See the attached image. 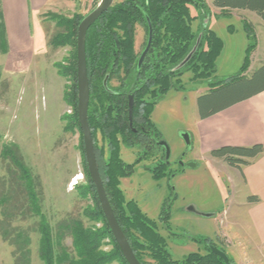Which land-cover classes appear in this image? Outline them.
Segmentation results:
<instances>
[{"label":"trees","instance_id":"1","mask_svg":"<svg viewBox=\"0 0 264 264\" xmlns=\"http://www.w3.org/2000/svg\"><path fill=\"white\" fill-rule=\"evenodd\" d=\"M212 6L221 11L254 13L264 24V0H213ZM190 9L196 13L195 17L191 16ZM49 17L63 32L51 37L48 45L53 49H72L69 58L65 60L66 64L56 63L54 67L57 74L70 84L64 99L74 114L68 121L80 130L77 119L76 40L78 26L85 17ZM209 19L210 11L203 0H122L103 14L86 36V66L90 89L88 124L93 141L95 131H100L108 150V161L102 168L94 142L99 173L117 223L140 264H144L141 249L149 254L155 264H224L209 250V246L214 245L207 244V241L205 255L193 253L181 261H174L165 239L157 234L154 223L147 220L134 203L123 205L118 190V180L132 174V166L124 165L119 159L120 144L129 148L139 147L141 158L136 163L148 157L152 149L160 150L161 158L151 169V176L156 182L167 177L169 164L164 150L157 146V142L163 139L151 122V114L168 92L185 90L181 84L184 74L190 73V82L196 86L201 81L208 86V91L196 99L200 121L264 91V66L257 67L248 75V55L256 45L253 26L243 22L248 45L238 73L219 80L215 77L216 60L223 44L208 29ZM196 20L203 21L205 27L193 33L191 26ZM147 21L152 27V44L141 67H138L146 42L142 51L136 54L135 26L138 24L144 27L147 41ZM0 53H8L1 5ZM113 80L119 82L118 87L110 86ZM130 96L134 102L131 126L128 118ZM263 153L261 146L222 147L211 151L209 155L239 170L249 165V160ZM0 156L8 162L7 175L0 180V241L11 248L13 264H31V234L38 235V259L42 264H127L104 219L87 168L84 172L87 185L78 190L82 199L89 196L91 200L90 207L83 212V218L90 223H99L101 227H85L79 220L63 221L57 225L56 233L53 234L42 212L30 170L17 157L11 145L2 147ZM169 191L172 196L171 203L166 205L164 211L165 219L170 215L175 201V191L171 185ZM26 221H29V226L22 227ZM165 229L169 231V226L166 225ZM131 231L137 233L142 242ZM66 237L71 238L73 257L61 244ZM106 241L112 246L109 252L102 250L107 245Z\"/></svg>","mask_w":264,"mask_h":264},{"label":"rangeland","instance_id":"2","mask_svg":"<svg viewBox=\"0 0 264 264\" xmlns=\"http://www.w3.org/2000/svg\"><path fill=\"white\" fill-rule=\"evenodd\" d=\"M100 1L55 0L53 8H47L39 17L35 13L30 18L32 36L28 46L13 51L8 48V53H0V153L2 147L13 146L17 157L30 170L42 212L53 234L63 221L79 220L85 227L96 228L101 224L90 223L83 218L91 200L89 196L82 199L78 191L87 185L82 134L68 121L74 114L64 99L70 84L57 74L54 67L56 63L66 64L72 49H53L48 45L51 37L63 32L49 15L85 17ZM121 1L115 0L113 5ZM203 1L210 11L208 29L223 44L216 60L215 77L228 79L241 68L248 45L244 21L253 26L256 44L248 55V73L264 66V27L249 22L247 13L243 11H221L212 6V0ZM190 14L196 16L193 9H190ZM204 27L200 20L191 26L193 33ZM145 42L144 27L137 24L134 32L136 54L142 51ZM191 78L190 73L184 74L181 84L185 90L168 92L151 114V122L159 137L171 151L166 178L156 182L151 176V169L161 158L160 150L152 149L148 157L136 163L141 158L139 147L129 148L120 144V161L132 166V174L118 180L123 205L134 203L147 220L154 223L174 261H181L193 253L205 255L207 241V244L223 251L232 264H264V225L259 227L260 232L255 233L248 218L240 215L238 209L243 205V194L239 191L240 169L231 168L222 160L204 153L191 137V146L187 149L180 137L182 132L191 135L195 131L198 123L196 99L208 91L205 82L199 81L201 84L196 86L190 82ZM110 86L116 88L119 82L113 80ZM94 142L103 168L108 161V150L100 131H95ZM181 157L183 163L195 164L196 167L181 170ZM7 166L8 162L0 156V180L7 175ZM173 173L175 175L169 178ZM169 185L175 191V201L165 219L164 211L172 196ZM192 207L199 215L190 209ZM234 207L237 211L233 213ZM28 222L21 226H29ZM166 225L169 231L165 229ZM131 234L142 242L137 233L131 231ZM31 241V264H42L38 259V235L31 234ZM61 244L73 257L71 238H64ZM106 244L102 250L109 252L112 246L108 241ZM140 252L144 264H155L146 251L141 249ZM0 262L13 264L12 250L2 241Z\"/></svg>","mask_w":264,"mask_h":264},{"label":"crops","instance_id":"3","mask_svg":"<svg viewBox=\"0 0 264 264\" xmlns=\"http://www.w3.org/2000/svg\"><path fill=\"white\" fill-rule=\"evenodd\" d=\"M53 4H56L55 0H0L9 51L28 46L32 36L30 18L35 13L39 17L47 8H53ZM243 12L247 13V19L253 25L264 27L254 13ZM190 136L206 154L222 147L261 146L264 150V91L206 120L198 119L195 131ZM239 175V191L243 194V205L238 208L240 215L248 218L247 221L255 233L260 232L259 227L263 228L264 225V153L249 160V165L241 167ZM249 198L252 201L249 202ZM231 211L236 212L237 207Z\"/></svg>","mask_w":264,"mask_h":264},{"label":"water","instance_id":"4","mask_svg":"<svg viewBox=\"0 0 264 264\" xmlns=\"http://www.w3.org/2000/svg\"><path fill=\"white\" fill-rule=\"evenodd\" d=\"M114 1L115 0H101L97 5V7L87 16H85V18L81 21L77 29V40H76L77 119L82 134L83 150H84L87 172L95 188L96 196L101 211L103 213L104 219L125 262L127 264H140L137 258L135 257L119 224L117 223V220L111 209L110 203L107 199V195L103 186V182L99 173V168L96 160L94 141L92 138L91 129L88 124V107L90 100V89H89V81H88L87 66H86V51H85L86 36L91 26L95 22H97V20L103 14H105L112 8ZM147 27H148L147 41L142 53L140 54L138 60V67H141L152 44L153 34H152V27L149 21H147ZM133 107H134L133 98L132 96H130L128 101V118H129L130 126L132 124ZM180 137L183 140L186 148L189 149L191 146L190 134H188L187 132H182ZM157 146L164 150L165 159L169 160L171 151L168 144L163 140L157 142ZM180 166H184V164L180 162ZM185 167H187L188 169H193L196 167V165L188 163L186 164ZM190 209L194 212L193 208ZM205 216H209V215H205ZM209 250L217 258H219L224 264H232L229 258L227 257V255L217 247L209 246Z\"/></svg>","mask_w":264,"mask_h":264},{"label":"flooded vegetation","instance_id":"5","mask_svg":"<svg viewBox=\"0 0 264 264\" xmlns=\"http://www.w3.org/2000/svg\"><path fill=\"white\" fill-rule=\"evenodd\" d=\"M186 150H187V149H186ZM183 157H184V156H183ZM183 157L179 158V161H180V162H182V158H183ZM182 163H183V162H182ZM183 164H184V166H181V170H183V168H185V166H186L187 163H183Z\"/></svg>","mask_w":264,"mask_h":264}]
</instances>
